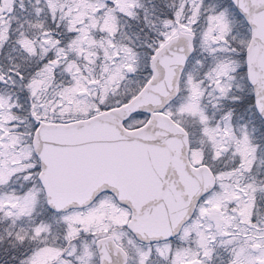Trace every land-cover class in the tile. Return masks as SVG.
<instances>
[{
    "label": "snow or ice",
    "instance_id": "snow-or-ice-1",
    "mask_svg": "<svg viewBox=\"0 0 264 264\" xmlns=\"http://www.w3.org/2000/svg\"><path fill=\"white\" fill-rule=\"evenodd\" d=\"M0 264H264V0H0Z\"/></svg>",
    "mask_w": 264,
    "mask_h": 264
}]
</instances>
